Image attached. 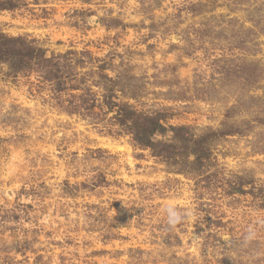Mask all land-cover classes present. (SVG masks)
<instances>
[{
  "label": "rangeland",
  "instance_id": "rangeland-1",
  "mask_svg": "<svg viewBox=\"0 0 264 264\" xmlns=\"http://www.w3.org/2000/svg\"><path fill=\"white\" fill-rule=\"evenodd\" d=\"M0 264H264V0H0Z\"/></svg>",
  "mask_w": 264,
  "mask_h": 264
},
{
  "label": "trees",
  "instance_id": "trees-1",
  "mask_svg": "<svg viewBox=\"0 0 264 264\" xmlns=\"http://www.w3.org/2000/svg\"><path fill=\"white\" fill-rule=\"evenodd\" d=\"M131 117V116H130ZM135 123V132H136V138L137 141H139V143H143L144 146H149L152 147L154 149V143H152L150 140V136L156 134L157 132H159L160 130H163V126L162 124H160L158 119H143V121L141 119L136 118L134 120ZM163 145V149H159L162 152H165L167 157H170V154H172L171 152H169V148H171L170 145H166V144H161Z\"/></svg>",
  "mask_w": 264,
  "mask_h": 264
},
{
  "label": "clouds",
  "instance_id": "clouds-1",
  "mask_svg": "<svg viewBox=\"0 0 264 264\" xmlns=\"http://www.w3.org/2000/svg\"><path fill=\"white\" fill-rule=\"evenodd\" d=\"M167 214V224L171 228H175L177 225H180L182 222H184L186 219H194L195 217L192 215L191 212H184L182 213L177 209V207L173 204H168L166 209ZM255 236L254 230L249 227L247 234L244 237L245 243L252 240Z\"/></svg>",
  "mask_w": 264,
  "mask_h": 264
}]
</instances>
